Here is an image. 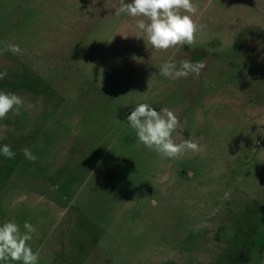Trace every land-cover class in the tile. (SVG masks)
<instances>
[{
    "label": "rangeland",
    "instance_id": "rangeland-1",
    "mask_svg": "<svg viewBox=\"0 0 264 264\" xmlns=\"http://www.w3.org/2000/svg\"><path fill=\"white\" fill-rule=\"evenodd\" d=\"M193 3L195 44L156 52L119 0H0V91L24 101L0 120V226L35 227L37 264H264V0ZM172 58L206 68L160 76ZM139 103L202 150L137 146Z\"/></svg>",
    "mask_w": 264,
    "mask_h": 264
},
{
    "label": "clouds",
    "instance_id": "clouds-1",
    "mask_svg": "<svg viewBox=\"0 0 264 264\" xmlns=\"http://www.w3.org/2000/svg\"><path fill=\"white\" fill-rule=\"evenodd\" d=\"M198 6L193 0H119L115 10L116 15H126L136 20V28L146 37L147 43L156 52L167 51L177 46H192L203 29L195 17ZM4 51L12 54H22L17 44H7ZM206 68V61L181 60L179 65L174 58L161 65L159 75L176 80L190 75L199 78ZM7 76V70L0 71V79ZM23 98L15 93L0 91V120L7 118L12 112L20 114ZM127 124L135 130L138 145L156 152L161 158H180L186 152L198 153L202 149L191 138L177 143L173 133L181 128V122L174 112L167 107L157 111L147 103H139L127 116ZM23 155L31 162L37 156L29 149H22ZM0 153L8 159H13L16 153L10 145L0 148ZM207 223L197 226V230L207 227ZM25 231L12 222H5L0 226V262H22V264H37L39 251H33L29 244L35 227L30 222L23 224Z\"/></svg>",
    "mask_w": 264,
    "mask_h": 264
}]
</instances>
